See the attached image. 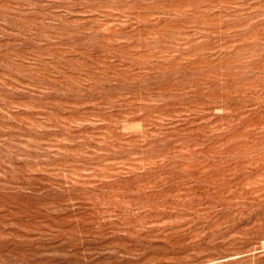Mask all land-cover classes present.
<instances>
[{
  "label": "rangeland",
  "instance_id": "1",
  "mask_svg": "<svg viewBox=\"0 0 264 264\" xmlns=\"http://www.w3.org/2000/svg\"><path fill=\"white\" fill-rule=\"evenodd\" d=\"M0 264H264V0H0Z\"/></svg>",
  "mask_w": 264,
  "mask_h": 264
}]
</instances>
